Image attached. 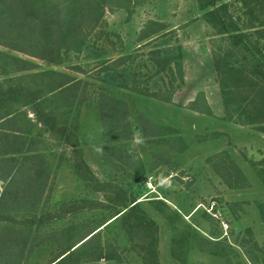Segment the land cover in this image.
Segmentation results:
<instances>
[{
	"label": "rangeland",
	"instance_id": "1",
	"mask_svg": "<svg viewBox=\"0 0 264 264\" xmlns=\"http://www.w3.org/2000/svg\"><path fill=\"white\" fill-rule=\"evenodd\" d=\"M224 1L231 12L234 0ZM204 3L144 0L122 8L108 3L104 24L80 52L67 54L57 66L32 60L36 68L30 73L69 75L77 83L81 104L75 108L76 101L61 105L63 101L52 99L44 114L60 127L56 130L37 124L24 100L10 102L15 114L31 121L26 141L35 142L48 175L35 207L31 199H10L0 208V244L9 226L26 230L20 264H49L81 233L96 228L122 193L128 202L132 195L140 202L138 216L154 222L158 264H264L261 80L253 75L251 61L218 34ZM150 21L166 27L142 38ZM154 50L178 58L182 81L157 72L150 60ZM121 56L129 71L127 89L106 86L103 74L97 75L101 63ZM5 71L1 62L0 89L7 79L28 73ZM169 79L174 89L167 99L162 95L168 93ZM102 86L127 103L132 129L128 142L106 136L100 127L96 101ZM141 117L153 125L155 135L141 136ZM79 164L99 184L84 182L77 173ZM229 164L236 166L238 176H228L233 172ZM111 185L118 187V195ZM4 187L7 183L0 180V196ZM102 227L93 232L99 231L89 248L63 264H143L133 249L135 234H127L118 222ZM98 249L101 259L95 257Z\"/></svg>",
	"mask_w": 264,
	"mask_h": 264
},
{
	"label": "trees",
	"instance_id": "2",
	"mask_svg": "<svg viewBox=\"0 0 264 264\" xmlns=\"http://www.w3.org/2000/svg\"><path fill=\"white\" fill-rule=\"evenodd\" d=\"M143 2L144 0H0V63H6L5 75L8 71L14 74L28 72L7 79V86L0 89V180L7 183L0 196V208L10 199L25 203L31 199L28 202L32 204L31 207H35L48 176L44 156L37 153L34 141H26L29 127L33 126L31 121L20 113L15 114L10 102L24 100L33 109L37 124L56 130H60V127L46 119L44 114L52 99L55 98L53 100L58 104L57 100L63 101L61 105H72L76 101L75 108L81 104L76 94L77 83L69 75L51 70L30 73L36 68L32 60L47 66L60 65L67 54L80 52L93 32L104 24V10L108 3L122 8L124 5L137 6ZM204 2V6L210 8L207 12L209 16H213L214 25L219 29L218 34L225 36L231 47L240 51L246 61H251L253 75L261 80L259 87L264 98V0H234L230 3L233 8L231 12L224 0ZM234 3L236 7H233ZM147 25L142 38H149L166 27L155 21H150ZM150 60L157 72H169L168 77L172 81H182V65L178 58L174 59L154 50L150 52ZM125 61L126 58L121 56L101 63L97 75L103 74L101 80L106 86L128 88L130 79L128 69L123 67ZM225 65L231 66L227 62ZM170 79L168 93L162 95H168L167 99L171 98L174 89V82ZM130 84L134 87L135 82L131 81ZM113 90L104 86L100 88L96 101L97 118L106 136L112 135L117 141L128 142L132 139L130 112L124 97L119 94L117 96ZM135 90L139 91L137 87ZM263 114L264 111L261 115L264 117ZM139 124L138 130L142 137L155 135L153 125L147 119L141 117ZM261 124L264 131V123ZM133 157L137 158L136 155H129V158ZM77 167V173L84 182L99 184L83 164ZM229 168L233 171L227 173L229 177L239 175L236 166L229 164ZM109 188H114V192L119 194L117 186L111 185ZM139 203L133 195L128 202L125 193L120 194L115 207L96 228L81 233L75 243L63 247L49 264H63L80 250L89 248L91 239L98 237L99 231L93 232L102 226L104 229L112 222H118L127 234H135L138 241L133 243V249L140 255L143 264H158L156 227L143 214L138 216L142 212ZM4 234V240L0 244V264H20L21 254L25 249L26 230L9 226ZM201 239L206 244L211 243L207 239ZM96 253V259H101V249ZM103 258L110 260L111 257Z\"/></svg>",
	"mask_w": 264,
	"mask_h": 264
},
{
	"label": "built area",
	"instance_id": "3",
	"mask_svg": "<svg viewBox=\"0 0 264 264\" xmlns=\"http://www.w3.org/2000/svg\"><path fill=\"white\" fill-rule=\"evenodd\" d=\"M149 186H150V184H149ZM227 228V225H225V229Z\"/></svg>",
	"mask_w": 264,
	"mask_h": 264
}]
</instances>
